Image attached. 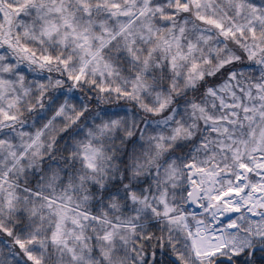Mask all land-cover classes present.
Returning a JSON list of instances; mask_svg holds the SVG:
<instances>
[{"label":"snow or ice","instance_id":"snow-or-ice-1","mask_svg":"<svg viewBox=\"0 0 264 264\" xmlns=\"http://www.w3.org/2000/svg\"><path fill=\"white\" fill-rule=\"evenodd\" d=\"M0 264H264V0H0Z\"/></svg>","mask_w":264,"mask_h":264}]
</instances>
